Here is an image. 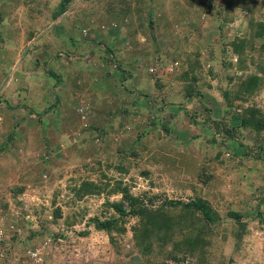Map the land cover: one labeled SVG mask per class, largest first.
I'll use <instances>...</instances> for the list:
<instances>
[{"label": "rangeland", "instance_id": "obj_1", "mask_svg": "<svg viewBox=\"0 0 264 264\" xmlns=\"http://www.w3.org/2000/svg\"><path fill=\"white\" fill-rule=\"evenodd\" d=\"M61 1L0 0V51L6 49L11 55L19 53L24 60V63L11 62L3 52L0 56V107H3L0 112L1 115L9 113L8 117L4 116L6 120L0 116V223L6 228L10 225L16 230L24 229L22 235L37 233L39 236L33 240L36 243L31 241L27 245L43 250L44 264H67L70 252L73 264H110V260H115L112 264H123L125 255L140 256L144 264H264V150L260 159L254 160L252 156L240 155L236 144L237 153L232 158L210 143L212 137L206 128L211 123L204 122L209 117L228 122L225 114L228 115L230 109L243 113L246 108L255 107L264 113V0H248L241 5V0H234L238 7L226 15L224 11L218 13L226 0H149L140 20L135 14L136 0L84 3L74 0L63 21L61 34L62 31L64 34L60 36L61 27L56 23L44 29L49 24L47 21H51L52 11L60 9ZM110 2H115L118 8L130 7L132 12L123 24L116 23L109 48L133 74L125 80L115 74L112 88L108 89L106 83H100L103 76L100 72L107 69L104 59L101 68H92L94 71L83 75L85 82L78 85L79 81L75 80V83L89 93H93L96 86L105 88L101 98L107 99L106 107L101 109L89 102L90 94H87L83 95L85 102L77 100V110L73 106L70 109L71 103L61 98L57 102L61 104L54 108L56 111H49L51 116L40 113L41 104H49V100L54 103L55 95H62L56 90L51 95H40L41 75L46 77V82L48 73L52 72L49 64H46L48 73L44 72L42 64L61 61L72 76L78 74L74 67H89V62L81 61L86 58L80 47H72L70 41L74 39L71 36L76 35V42L80 39L89 43L93 40L91 34L97 39L96 32L89 30L91 26L86 24L93 22L95 25L104 16L101 12L88 15L89 11H105ZM152 21L156 29L151 26ZM43 22L48 24L41 26ZM25 33L34 35L30 38L32 43L25 42ZM242 39H246L247 44L239 55L233 45L240 44ZM27 52L30 62L37 66L33 88L27 87L25 76L21 80L22 87L16 79L21 76L13 77L20 63L21 68L27 65ZM99 54L101 51L97 49L96 57ZM243 56L250 58L248 69L242 64ZM197 60L202 72H199L197 84L191 86L197 91L189 94L180 76L183 66L188 68L189 63L192 65ZM117 72L114 70L111 74ZM249 75H258L262 85L255 95L244 98L245 102L236 100V90ZM72 81L68 86L74 90ZM50 87H44V91ZM226 92L232 95L231 105L224 99ZM139 96L145 97L146 107L136 109L133 115L114 114L118 107L122 110V105L134 107ZM22 100L28 108L17 109L16 116L25 115L22 123H18L11 118L12 108L23 104ZM31 108L35 111L34 117L28 115ZM100 111L104 116L99 115ZM110 111L113 114H109ZM113 115L116 121L109 117ZM196 118L197 123H193ZM156 119V124L164 122L171 134L165 135L150 124ZM8 120L19 127L6 125ZM108 120L111 126L107 134H102V139L96 135L97 129L90 133L91 127L106 126ZM16 132L21 139L11 142ZM57 132L61 133V141L50 138L52 153H49V148H45L39 138L56 137ZM235 135L250 145L254 153H259L260 145H264V136L260 141H253L252 132L237 131ZM132 148L139 153L137 158L125 160L123 151L130 152ZM123 161L131 163L130 172L118 168L119 165L125 168ZM90 183L98 187L108 184L109 187L101 194L86 195L85 187ZM118 184L128 188L150 208H164L180 226L189 218L197 222L196 232L204 233L205 260L200 262L196 256L177 254L183 261H175L157 253L145 258L137 249L134 231L137 218L127 217L122 224L125 231H116L114 241L98 231L94 227L95 218L106 220L116 215L108 203L119 202L122 196L108 192ZM19 188L23 189L20 194ZM80 189L83 197L79 195ZM199 199L219 212L221 222L210 224L201 211L188 206ZM171 202L175 205L169 204ZM231 211L243 216L240 223L229 219ZM12 213L18 214V219L12 217ZM59 213L62 219L61 216L56 219ZM174 216L183 219L177 221ZM21 240L29 242L26 238ZM113 244H118V250L113 249ZM170 250L169 246L166 252ZM59 251L64 257L60 254L50 257V253ZM101 259L105 263H101Z\"/></svg>", "mask_w": 264, "mask_h": 264}, {"label": "trees", "instance_id": "obj_2", "mask_svg": "<svg viewBox=\"0 0 264 264\" xmlns=\"http://www.w3.org/2000/svg\"><path fill=\"white\" fill-rule=\"evenodd\" d=\"M74 0H62L61 4L59 6V16L63 15L65 12L68 11V9L70 8V6L72 5V2ZM149 0H136V2L138 3L137 8H135V14L138 17V19L140 20L139 16L140 14H142V9L146 7V4ZM227 1V2H226ZM223 7H221L218 11L219 14H221L223 11L225 12V15L228 14L230 11L234 10V8L238 7L234 0H226ZM248 0H241L240 5L242 4V2H247ZM116 6H112V4H110L109 9H107L109 12L114 11V12H121L119 15L118 14H114L115 16H118L122 21H123V17L122 15H124L125 13H132L130 11V7L129 8H125V7H119V8H115ZM209 8L211 9V6H209ZM125 17V16H124ZM143 22V20H142ZM121 24H123L124 22H121ZM150 23H153L150 22ZM142 24H145V22H143ZM251 26H253L254 24H250ZM151 26L153 28H155V24H151ZM156 29V28H155ZM64 33V32H63ZM257 35H262V34H257ZM72 39L77 40V37L75 35L71 36ZM74 40H71L72 43H80L83 44L82 48H84L81 52V54L83 55L86 50H87V46L88 47H93V49L90 51L89 55L90 56H94L93 54H95L96 50L99 49L102 53L106 52L108 53L106 56L104 55L106 61H107V69L108 70H112V71H117V73L119 75V79L121 80H125V78L129 77L131 75V73L133 74V72H130L128 67H124L122 64V60L116 55V53H114V50L110 51L111 48H106V45L104 44L105 40H101L98 41L96 40L98 43L93 42L92 40L89 43L84 42L83 40L80 41V39L76 42ZM240 44H234L233 47L235 48V53H239V55L241 54V49L244 47L245 44H247L246 39H242L239 42ZM73 46H77V48H79V45L74 44ZM81 49V48H80ZM110 52V53H109ZM112 52V53H111ZM101 53V54H102ZM92 54V55H91ZM91 59V57H90ZM249 57H242V64H245V68H249L247 62H249ZM90 68L91 69V65L89 67H85L84 69L82 68H78V67H74V70L78 71V75L76 76V78H72L73 80H82L83 77V73L81 75V79L79 76V73L82 71H85V69ZM184 71L181 73L180 79L182 81H184V83H186L187 87L185 89H188L187 92H189V94H192L195 90L197 91L196 87H191L194 84H197V82L199 81V72H202V67L200 65L199 60L193 62V64L191 65L189 63L188 68L183 66ZM264 71V69H263ZM210 73L214 76V72L211 70ZM57 75L53 78V81H55V89H57L59 92L60 90H62V87L65 83V75L67 76L68 72L67 71H63L60 74L56 73ZM135 74V73H134ZM108 75H112L111 71L108 72ZM248 79H246V81L244 82L243 86L240 87V89L236 90V93L234 94V98H236V100H241L242 102H245L244 98H248L249 96H253L255 95L257 89L259 88V86H261V81L258 75H249L247 77ZM106 87L108 89H111V81H107L105 82ZM120 83V82H119ZM127 83V82H124ZM76 84V83H74ZM109 85V86H108ZM74 87V86H73ZM76 87V86H75ZM72 91V95H75V88ZM162 87H164L165 89V85ZM160 87L161 91L163 90V88ZM57 91V92H58ZM100 91V90H99ZM98 89H95L94 92L92 94H90V97L88 99L89 102H93L95 104H97L101 109L103 106H107V99L106 98H101V93H99ZM58 92V93H59ZM258 92V91H257ZM136 94V92H134ZM188 94V97H191V95ZM198 94V93H197ZM61 95V94H59ZM225 101L229 102L232 98V95L229 92H226L225 94ZM58 97L55 95V100H58ZM193 97V96H192ZM231 98V99H230ZM60 99V98H59ZM148 99V97H147ZM114 103V102H113ZM147 101L145 102V97L143 96H139L137 102H135L134 107L130 104L129 106L127 105H122V110H119L117 108V111H113L114 114H122L124 113L125 116H128L130 114H134L135 110L140 109V108H144L147 105ZM229 105H231V103L229 102ZM73 106V105H71ZM105 106V107H106ZM130 106L131 109L129 108ZM20 108L19 106H16L14 109H18ZM71 108V107H70ZM100 109V110H101ZM109 110L110 107H109ZM228 115L225 114V116H228L227 118L229 119L228 122L223 120V119H211L206 118L205 119V123L210 122L211 124L209 126H207L206 131L208 133L209 136L212 137V139H209L210 143H212V145H217V147H219L220 149H223V151L225 153H228V155H230V157L234 158L235 156V152L237 153V147L236 144L238 146V149L240 150V155H244L245 157H251L254 160H258L260 159V153L264 150V145H260V149L261 151L259 153H254V149L248 145L247 143L241 141V139L237 138V136L235 135V133L237 131L239 132H252L253 136H254V140L253 141H260L261 138L264 136V113L261 111V109H257L255 107H248L244 110V112L239 113L237 112V110L235 109H230L228 110ZM109 114H113L112 111L109 112ZM230 114V115H229ZM100 116H104L103 113L100 111ZM112 117L113 120L117 118L116 115L113 116H109ZM119 118L123 117L122 116H118ZM158 119V118H157ZM156 120H152V122L150 123L152 126H156L157 130L163 133H166L165 135H168V133L171 134V131L169 132V129L165 127L164 122L160 125L156 124L157 122ZM109 121V120H108ZM197 118L194 119L192 122L193 123H197ZM114 122V121H113ZM108 125L106 126H97V127H91L90 128V133L93 134L94 128L97 129L98 134H96L98 137H100L101 139L103 138L102 134H107L106 132L108 131V127L111 126L110 121L107 122ZM118 124V123H116ZM115 124V125H116ZM233 125V126H232ZM212 126V127H211ZM49 129H51L50 126H48ZM165 128V129H164ZM214 130H213V129ZM96 138V139H100V138ZM13 139V136L12 138ZM46 139V138H45ZM43 138V140H41V142H45L43 143V145L46 148H49V150H51L52 148L50 147L52 145V142L50 141V139H46L45 140ZM89 140V139H88ZM233 145V146H232ZM8 146V144H6L5 148ZM54 149V148H53ZM242 149V151H241ZM52 152V151H51ZM222 154V152H220ZM124 154V159L128 160L131 158L136 159L138 156V152L135 151V148H132V150L130 152L128 151H123ZM125 162V161H123ZM243 161H240V163H242ZM124 166L119 165L118 168L122 171H125L126 173L130 172V165L131 163L127 164L126 162L124 163ZM109 187V185L104 184L103 186L98 187L97 185L90 183L87 188L85 187V194H97V193H102L104 192L107 188ZM23 189L19 188L18 192L19 194L22 193ZM81 189L79 191V195H80ZM108 193L110 194H120L122 196V200L119 202H112V203H108V205H110L112 207V209L115 210V216L108 218L106 220H101L99 218H95L94 219V227L98 230V231H103L105 234H107L111 240L114 241V236L113 234L116 231L119 232H124V228L122 227V224L125 223V221H127V217H132V218H137L138 219V225L137 227L134 228L135 231V239H136V243H137V249L143 252V255L145 256V258H148L150 256H155V254H163L164 256H168L169 258L175 260V261H183V258H178L179 255H184L185 257L188 255H192V256H196L200 262L204 261L205 256H206V251H205V245H203L202 243H204V233L202 231H197L196 229L199 228V226H197V222L191 220V218L187 219L186 221H183V224L180 226L179 224L174 223V219L173 216L167 214V212H165L164 208L162 209H154V208H150L148 205H145L144 202L135 197L133 194H131L130 190L128 188H123L121 184L115 185L114 188L109 191ZM84 193H81L80 197H83ZM171 205H175L174 202L169 203ZM178 205V204H177ZM189 207H192L193 210H199L201 211L203 218H205L206 221H208L210 224H215L217 222H221V217L219 215V212H217L216 210H214L211 205L207 202L204 201L202 199H199L197 201H193L191 204H188ZM170 209H172L170 207ZM58 212V211H57ZM61 216L62 217V213L60 215L57 214V218ZM176 217V216H174ZM228 217L229 219L235 220L238 223H240L243 219V216L235 211H231L228 213ZM177 218V217H176ZM182 220V217H178V220ZM191 222L190 225L187 224V222ZM92 223V220H91ZM180 226V227H179ZM24 230V229H22ZM29 235H25V233L22 236H13L11 241L6 242L5 247L7 248L9 253H12L14 251V249L17 248V244L19 242L20 239H24L26 238L30 243L31 241L33 243V240H35V238H37L39 235L35 232H29ZM37 236V237H36ZM61 239H64V237L61 236ZM37 241V240H36ZM112 242V241H111ZM116 246H114L115 249L118 250V244H115ZM156 246V247H155ZM171 247L170 252H166L167 251V247ZM158 247V251L156 252L155 249ZM169 249V248H168ZM166 254V255H165ZM185 261V260H184Z\"/></svg>", "mask_w": 264, "mask_h": 264}, {"label": "crops", "instance_id": "obj_3", "mask_svg": "<svg viewBox=\"0 0 264 264\" xmlns=\"http://www.w3.org/2000/svg\"><path fill=\"white\" fill-rule=\"evenodd\" d=\"M87 1H91V0H82V2L84 3V2H87ZM97 1V0H96ZM115 3V2H114ZM114 3L113 2H110L109 3V6H110V4H112V6L114 5ZM72 6V5H71ZM109 6H108V4H107V9H109ZM115 8H118V7H115ZM105 10V11H97V10H92V11H89V14L88 15H92V14H98V13H100L101 15H103L104 16V18H101L100 20H98V21H100V22H98V21H96L97 22V24H93V22H91V23H89V24H86V25H90L91 27H89L88 29L89 30H94L96 33H94L98 38L96 39V38H94V35H92L91 34V38L93 39L92 41L93 42H95L96 40H98V41H101V40H105V42H104V44L106 45V48H109L110 47V44H111V42H113V36L111 35L112 33V31L113 30H115L116 29V27H117V25L118 24H116L117 22H125V17L127 16V15H129V13H125L124 15H122V17H123V21L118 17V16H115L114 14H120L121 12H114V11H111V12H109L108 10ZM70 10V9H69ZM68 10V11H69ZM68 11L67 12H65L63 15H61V16H59V14H58V12H59V9H57V10H53L52 11V17H51V21L50 20H48L47 22H49V24L47 23V22H43L42 23V25L41 26H43V25H47V27H45V29L44 30H47V28L48 27H50V26H52V23H56V25H60V27H61V29H60V36H62L64 33V31H62V34H61V30H62V27H63V21H64V19H65V16H66V14L68 13ZM125 16V17H124ZM54 17H55V20H54ZM38 22H42V21H38ZM37 23V22H36ZM118 29H119V27H118ZM83 32V31H82ZM34 35H30L29 33H25L24 35H23V37L25 38V42H31V41H33V39H31L30 40V38H32ZM76 36V35H75ZM78 36H79V34H78ZM81 36H82V34H81ZM13 37V36H12ZM45 41V40H44ZM32 43V42H31ZM48 43H49V41H48ZM51 43V42H50ZM49 43V44H50ZM70 43H72L71 41H70ZM95 43H98L97 41L95 42ZM73 45L75 44V43H72ZM72 44H71V46H72ZM44 45V44H43ZM80 46V48H81V50H83L84 48H82V46H83V44H80L79 45ZM72 47H77V46H72ZM43 48H45L46 49V47H43ZM87 48V51L83 54V57L84 58H86L85 60H81V61H86V62H89L90 63V65H92L91 66V69L90 68H86L85 69V71H82V69H81V72L79 73V76H80V79H81V75H82V73H83V75L85 76V75H87L90 71H94L92 68H94L95 70L96 69H99V68H101L102 67V64H103V61H104V59H105V57H104V55L106 54H108V53H106V52H101L102 54H99L97 57H96V55L95 54H93L94 56L92 57V56H90L91 57V59L90 58H87L86 56L90 53V51L93 49V47H86ZM47 50V49H46ZM7 51L8 50H1L0 51V56H1V54H2V52H3V54L5 53L6 55H8L9 56V61H11V62H14V60H17V61H19L20 60V62L21 63H24V60H23V55H21V54H17V53H13L12 55L11 54H9V52L7 53ZM27 55V65L25 64L24 66H23V68H21L20 66H21V63L19 64V67L17 68V70H16V72L14 73V75H13V77H20L21 76V78H16L17 80L19 79V84H20V87H22L23 86V81H21L22 80V77H26L27 78V81H26V79H25V84L27 85V87H32L33 88V86H32V84H33V77H34V73L35 72H37V66L35 65L34 66V64H32L31 62H30V60L28 59V52L26 53ZM92 55V54H91ZM4 56V55H3ZM82 58V57H81ZM87 59H89L88 61H87ZM45 61H48V60H45ZM46 64H49L50 65V67H52V72L50 73H48V70H47V68H46ZM55 65H56V67H55ZM42 66H43V71L45 72V70H47V73H48V75H47V77H48V79L46 80V82H45V79H46V77L44 76V75H41V77H43L42 78V83H43V87H42V89H40V95H51L52 93H53V91L55 92V90L56 91H58L57 89H55V81H53V78L57 75L56 73H58V72H60V70L63 72L64 70L65 71H67L68 69H65V65H61V61H54V62H51V61H48V63H46L45 62V64L43 63L42 64ZM83 66V65H82ZM94 66V67H93ZM84 68H85V66H83ZM96 67V68H95ZM21 69H24V70H21ZM21 71V72H20ZM108 69H105L104 71L102 70L100 73H101V75H102V73H103V76L101 77V81H100V83L101 84H103V83H105V82H107V81H111L112 80V78L114 77V76H116V75H118V74H116L115 75V73H112V75H108ZM109 71H112L111 69L109 70ZM71 72H69L68 71V74H67V76H66V80H65V83H64V85H63V89L62 90H60L61 92H62V95H58V96H60V97H58V99L60 98H62L63 99V101H67V103H71V105H73V107H74V109L75 110H77V106H79L78 105V101L77 100H81L82 102H85V100L83 99L84 97H83V95H87V94H92V93H89V91H88V89H85L84 90V87L82 88H79L78 86H77V84L75 85L74 83H75V80H73L72 78H76V76L78 75H76L75 74V76H72L71 74H70ZM28 76H29V78H28ZM40 77V78H41ZM94 77H96V76H94ZM73 80V81H72ZM12 81V80H11ZM72 81V85H74V86H76V88H77V91L75 92V95L73 96L72 95V89L70 88V86H68L69 84H70V82ZM78 81L79 82H77L78 83V85H80V84H82L83 82H85L86 81V78L84 79L83 77H82V80H79L78 79ZM18 82V81H17ZM93 84L94 85H96L97 84V81H94L93 82ZM14 85V84H13ZM31 85V86H30ZM51 86L50 88H48L47 89V91H44V87H46V86ZM109 86V85H108ZM27 87H25V88H27ZM91 88V87H90ZM94 89H98V91H99V93H101V95H104L102 92H103V90L105 89H103L102 88V86H96V87H94ZM21 90V89H20ZM106 90V89H105ZM78 92H81V93H78ZM104 92H106V91H104ZM61 94V93H60ZM15 95V94H14ZM90 96V95H89ZM27 99V98H26ZM56 99V98H55ZM23 101V100H22ZM59 104H61V103H57V101L56 100H54V103H53V101H51V100H49V104H46V105H43V104H41V106H42V109L40 110V113L42 112V113H45V114H48L49 113V111H51V110H54V111H56L54 108L56 107H58V105ZM65 104V103H64ZM72 106H71V108H73ZM3 107H0V110L2 109ZM14 108H15V106H14ZM20 108H25V110H27V105L25 104L24 105V101H23V104H21L20 105ZM70 108V109H71ZM16 112H17V109H14L13 110V117H11L14 121L15 120H17L18 121V123H22V119H23V117L25 116H16ZM27 112V111H26ZM6 113H8V111L6 112ZM39 113V112H38ZM9 114V113H8ZM8 114H4V115H1V112H0V116H7L8 117ZM30 114H32L33 115V117L36 115L35 114V111H34V108H31V111H29L28 112V115H30ZM27 115V116H28ZM49 116H51V114H48ZM7 117H4L5 118V120L7 119ZM11 120V119H10ZM10 120H8L7 122H8V124H6V125H11V124H13V123H11L10 122ZM28 121V120H27ZM6 123V122H5ZM67 123V122H66ZM28 124V123H27ZM14 125V124H13ZM33 127H34V125H32ZM17 127H19V124H15L14 125V127L13 128H17ZM57 131H59V130H57ZM10 134H12V132L10 133ZM36 134V136H38V135H41V134H38V133H35ZM54 135H56V137H46V136H43L44 137V139L46 138L47 140L48 139H50V138H57L59 141H61V133H59V132H57V133H55ZM42 136V135H41ZM21 136H18V132H16V134L15 135H13V139H11L10 138V140H11V142H18L21 138H20ZM24 137V136H23ZM40 140V143L41 144H43V143H45V142H41V140H43V138H39ZM45 139V140H46ZM37 140H38V137H37V139L35 140V142H37ZM46 140V141H47ZM6 143H7V141L5 142V146H6ZM32 143H33V141H32ZM44 146V145H43ZM10 147V146H9ZM45 147V146H44ZM46 148V147H45ZM14 149H16V148H14ZM13 149V150H14ZM31 150H33V148L31 149ZM52 151V150H51ZM50 150H49V152H51ZM61 219H62V217H61ZM73 235H76V234H74V233H72ZM99 234H102V235H104V233L103 232H99ZM78 238V240H79V238H80V236H77ZM89 237H91V236H89ZM85 238V240H87L88 239V236H85L84 237ZM77 239H75L74 238V241H76ZM108 239V238H107ZM106 240V239H105ZM90 241V240H89ZM109 243V242H108ZM113 247V246H112ZM113 249H114V247H113ZM123 251H125V249H123ZM140 256L139 257H136V255H134V256H127V255H125L124 256V259H123V264H144L141 260H140ZM106 259H108V258H106ZM61 262V261H60ZM115 262V260L112 262L111 260H110V264H112V263H114ZM59 263V262H58ZM101 263H105L102 259H101Z\"/></svg>", "mask_w": 264, "mask_h": 264}, {"label": "built area", "instance_id": "obj_4", "mask_svg": "<svg viewBox=\"0 0 264 264\" xmlns=\"http://www.w3.org/2000/svg\"><path fill=\"white\" fill-rule=\"evenodd\" d=\"M11 216L18 219V214L14 215L12 213ZM21 233L22 229L16 230V228L14 229L10 227V225L6 228V225L0 223V264H44L46 259L43 255V250L41 248L35 249L28 246L27 244L30 242H25L20 239L17 248L14 249L12 253L8 252L5 243L11 241L13 236H22ZM18 247H21V249ZM44 247H47V245H44ZM70 256L67 258L69 259L68 264H73V262L70 261L73 257Z\"/></svg>", "mask_w": 264, "mask_h": 264}, {"label": "clouds", "instance_id": "obj_5", "mask_svg": "<svg viewBox=\"0 0 264 264\" xmlns=\"http://www.w3.org/2000/svg\"><path fill=\"white\" fill-rule=\"evenodd\" d=\"M86 31V30H85ZM84 31V32H85ZM87 32V31H86ZM81 109V108H80ZM81 111H83V109H81ZM84 112V111H83ZM50 153V152H49ZM52 153V152H51ZM64 251V250H63ZM71 253V252H70ZM70 253H69V255H70ZM55 254H60L61 255V258H62V256L64 257V254H62L60 251L59 252H53V253H50L49 255H50V257H56V255ZM57 258H59V257H57ZM67 258V257H66ZM59 261H61L60 260V258H59ZM67 264H68V262H67Z\"/></svg>", "mask_w": 264, "mask_h": 264}]
</instances>
